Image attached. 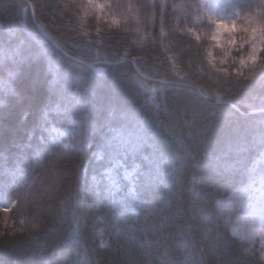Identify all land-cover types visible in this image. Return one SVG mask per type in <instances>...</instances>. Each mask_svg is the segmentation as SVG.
Segmentation results:
<instances>
[{"label":"trees","instance_id":"1","mask_svg":"<svg viewBox=\"0 0 264 264\" xmlns=\"http://www.w3.org/2000/svg\"><path fill=\"white\" fill-rule=\"evenodd\" d=\"M75 1L0 0V264H264V236L244 239L233 230L235 203L254 166L264 159L259 126L264 117L256 113L225 120L213 115L212 107L215 97L236 93L243 104L259 110L264 97L259 60L247 80L251 64L243 76L218 71L231 70L235 49L224 53L221 68L209 62V38L197 25L199 9L187 7L200 0H117L122 23L106 25L105 52L89 58L62 37ZM85 90L94 93L89 110L104 116L115 106L130 115L122 122L125 138L138 132L137 121H147L149 135L156 133L174 157L189 164L195 159L204 170L211 160L234 170L236 182L227 190L220 188L202 217L193 207L199 201L174 171L178 166L154 152L152 140H134L140 144L135 152L119 147L116 140L94 160L91 150L86 157L77 156L72 142L59 143L55 133L69 129L79 138L78 118L63 116L75 109L77 94ZM48 106L49 123L41 130V113ZM160 121L163 132L154 127ZM238 138L243 142L237 143ZM145 157L154 163L149 165ZM123 165L133 173L127 180L118 175ZM149 171L156 187L144 192L143 173ZM205 181L196 191L210 195L216 191L209 186L214 177L207 175ZM75 202L80 205L78 225L73 220ZM185 208L188 212L181 218ZM88 211L92 216L86 223ZM182 225L191 229L196 242L209 230L203 255L195 242H177ZM243 249L251 254L242 255Z\"/></svg>","mask_w":264,"mask_h":264},{"label":"snow or ice","instance_id":"2","mask_svg":"<svg viewBox=\"0 0 264 264\" xmlns=\"http://www.w3.org/2000/svg\"><path fill=\"white\" fill-rule=\"evenodd\" d=\"M89 4L94 8L98 9L100 12H103L105 8H111L110 5L105 3H99L97 0H88ZM119 7V5H117ZM127 7L131 8L132 6L129 4ZM188 8L196 7L199 10H203L204 7H207L209 10L215 9L217 11L229 10L233 9L232 16L229 19H213L209 17L211 24L213 25V31L211 32L210 40L212 47L222 48L225 52V56L228 55V49H235L236 52V60L234 61V66L229 70L228 68L218 69L219 72L228 73L231 76L232 73H235L237 76L244 75V68L246 65L251 64L250 71L248 76H245V80L252 76L256 71V62L259 60V76L258 82L261 87H264V0H258V3H250L241 5H231V4H222V3H210L208 5H187ZM239 7L240 11L237 12L234 9ZM112 23H117L115 15L111 17ZM189 32H193L194 29L189 28ZM99 33V29H97ZM196 39L199 40V34L196 35ZM223 62V61H221ZM238 65V66H235ZM8 65H5V70H7ZM87 69H85V72ZM171 87L182 86L177 82H171ZM248 87V86H243ZM94 95L93 92L85 90L83 94H77V98L75 100V109L72 111H65L63 118L69 119L70 116H74L78 118L79 124L78 127L81 129L79 134V139H74L71 147H74L76 150V154L79 157H86L89 151H92L93 160L99 154L100 151L106 150L108 148L114 147L113 142L119 140V147L127 150L128 147H131L132 151L135 152L140 144L135 143V141H139L140 143H144L148 140H152V148L154 152H159L161 157H166L168 163L172 165H177L174 169L176 172H180L181 181L187 182V190L190 196L195 197L196 200L199 201V205L193 204V207L197 209L199 214L203 217L205 215V209H211V205L213 201H215L216 196L219 194L220 188L223 187L225 190L230 188L237 180V175L234 170L229 168H220L215 166L213 162L210 160L208 169L204 170L201 167L199 161L195 159L192 162L184 163L179 158L174 157V155L167 151L166 147L161 145L158 136L156 133H152L149 135L151 129L147 126V121H137V129L138 132H129L127 138L124 136V125L123 121H127L130 119V115L127 112L119 111L115 106H111L107 110V114L104 116H100L97 112L89 110L87 104L89 102V98ZM260 115L264 117V97L260 98ZM211 102V101H210ZM7 105H5L6 107ZM214 108V113L218 118H223L225 120H232L235 117L246 118L250 115L254 114L255 106L249 104H243L242 98L238 97L236 93H231L227 98L215 97V103L212 104ZM241 107L251 108L253 111L251 112H242ZM51 115V106L46 107L41 113V121L40 127L41 130H44L48 123V117ZM260 126V134L261 141L260 147L264 150V119H261L259 122ZM154 127H157L163 132L165 130V125L162 121L156 123ZM29 140L25 146L30 145ZM237 143H242V138H238ZM232 142L230 141L229 144ZM93 144H97V147L93 149ZM59 148L58 144L54 145ZM65 151L67 148L64 149ZM53 161L56 160V153H51ZM145 160L148 161L149 165L154 163L151 157H145ZM219 159V157H217ZM82 166V160L80 165ZM187 169V173L183 170ZM88 169H84V175L87 177ZM198 173H202L201 176H198ZM127 176L128 173L126 172ZM145 180L144 184L141 188V191L148 192L152 191L156 185L154 183V178L152 172L143 173ZM212 175L214 177V181L210 187L214 188L216 191L212 194L205 193L204 195L199 194L196 189L200 186L201 183H206L205 176ZM95 180V177L93 178ZM184 189H181L183 192ZM73 211V220L74 222L79 224L76 221V216L78 215V211L80 208L79 202H75L72 205ZM7 211V209H5ZM188 209L185 208L184 212L181 214V218L183 215H186ZM215 216V213L213 214ZM92 216V211H88L85 214L86 223L87 219ZM226 228V225H224ZM36 227V225H33ZM209 230L206 229L204 233L201 234V240L196 242L195 237L191 235V229L185 226H181L179 229L180 235L175 237L178 243H193L197 247L198 251H201V255H203V251L207 249L208 235L207 232ZM204 243L205 248L201 249L200 244ZM262 254H264V246L261 248ZM243 254H251L250 249H243ZM172 264H179L178 261L172 262Z\"/></svg>","mask_w":264,"mask_h":264},{"label":"rangeland","instance_id":"3","mask_svg":"<svg viewBox=\"0 0 264 264\" xmlns=\"http://www.w3.org/2000/svg\"><path fill=\"white\" fill-rule=\"evenodd\" d=\"M97 2L108 4L111 8H105L103 12H100L90 5L88 0H76L73 10L69 12V19L64 26L65 28L62 29V37L66 38L69 46L89 58H95L105 52L103 32L106 25L112 23V15H115L118 21L113 24L119 25L122 23V17L116 11L117 0H97ZM218 2L243 6L245 4L258 3V0H200L199 5L206 6L210 3ZM234 10L240 11L239 7ZM232 12L233 9L217 11L204 7L197 14V25L209 38V48L206 54H209V62L211 64L214 63L217 66H215L216 68L223 66L225 52L222 48L210 46V36L214 29L209 17L226 20L231 18ZM97 29H99V33ZM55 135L58 142L63 145L70 141L73 142L74 139H79L77 134L69 129L57 131ZM126 167V165H123L119 168L120 170L118 169L119 177L125 180L133 176V173H130V170ZM126 172L128 173L127 176L125 175ZM104 175L106 180L111 178V173L107 172ZM235 204L236 208L233 213L235 219L233 221L234 232L244 239H255L260 235L264 236V159L258 161L254 166L250 176V183Z\"/></svg>","mask_w":264,"mask_h":264},{"label":"water","instance_id":"4","mask_svg":"<svg viewBox=\"0 0 264 264\" xmlns=\"http://www.w3.org/2000/svg\"><path fill=\"white\" fill-rule=\"evenodd\" d=\"M30 5V4H29ZM30 10H31V13H32V16L33 18H35V13H34V9L32 7V5H30ZM37 24V27L38 29L43 33L44 37L55 47L57 48L58 50L62 51L63 53H65L62 48L52 39V37L42 28V26L38 23ZM71 57V56H70ZM71 59L81 63V64H85L81 59L79 58H74V57H71ZM100 63V62H99ZM103 64H111L109 62H106V61H103L101 62ZM114 64H117V63H114ZM86 65V64H85ZM89 66V65H87ZM143 78H145L146 80H149V81H154V82H160V83H163V84H171V82H167V81H162V80H155V79H151V78H148V77H145L143 76ZM256 113H260L259 110H255L254 111V114Z\"/></svg>","mask_w":264,"mask_h":264}]
</instances>
